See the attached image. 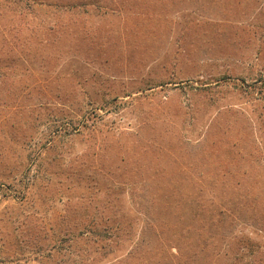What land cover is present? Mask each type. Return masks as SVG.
Listing matches in <instances>:
<instances>
[{
  "label": "rangeland",
  "instance_id": "obj_1",
  "mask_svg": "<svg viewBox=\"0 0 264 264\" xmlns=\"http://www.w3.org/2000/svg\"><path fill=\"white\" fill-rule=\"evenodd\" d=\"M260 80L264 0H0V264H264Z\"/></svg>",
  "mask_w": 264,
  "mask_h": 264
},
{
  "label": "trees",
  "instance_id": "obj_2",
  "mask_svg": "<svg viewBox=\"0 0 264 264\" xmlns=\"http://www.w3.org/2000/svg\"><path fill=\"white\" fill-rule=\"evenodd\" d=\"M258 83H260V85H264V81L262 80L258 81ZM242 91L247 92L248 90L246 88H242ZM261 91L263 92L264 90H261ZM250 92H253V89H251ZM70 125H71L70 123H64L63 125L58 126L63 129L67 137L72 135L69 132L71 131ZM83 125H85V123ZM77 126H73V130L79 131L77 130L78 128H76ZM84 127H89V126L85 125ZM72 133H77V132H72ZM18 164L21 166L22 162L18 163L16 161L13 163L11 168H9L8 173L5 176V179L7 180V182L6 183L0 182V188L6 187L9 189V192L13 195V196H10V193L7 191V194H9L10 197L19 198L20 200H24L28 198L29 193L33 188H36L41 184L40 182L41 178L39 174L36 175L37 172L39 173L38 169L40 168V166H39L37 157H34V158L30 157L27 161H24L23 169L21 172L18 171V168H19ZM61 218L63 222L59 223L60 225L58 226L59 236L55 235L57 239L49 246L50 247L49 251L52 252L53 257L56 256L59 258V256L64 255V253L73 254L74 256H78L79 254L73 252V249L75 248V244L78 241H84L85 243H90L91 240L89 241L88 239H84V237H88L90 234H98V233L101 234L102 233V231L100 232L99 228H95L94 225H92L94 227L87 226L83 228H79L78 225H74L75 230L71 229L68 227L69 221L65 219L67 218V213L61 216ZM44 229L45 231H50L53 228L52 226L48 227L47 225H45ZM97 245H98L97 248L94 249L95 253L101 252L104 249H106V247L108 246V241L105 242L103 238L99 239L97 241Z\"/></svg>",
  "mask_w": 264,
  "mask_h": 264
}]
</instances>
